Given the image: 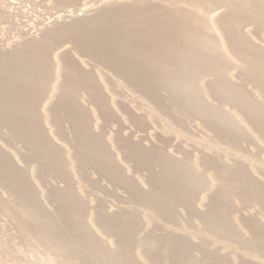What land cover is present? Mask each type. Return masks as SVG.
Wrapping results in <instances>:
<instances>
[{
    "label": "rangeland",
    "instance_id": "374dc122",
    "mask_svg": "<svg viewBox=\"0 0 264 264\" xmlns=\"http://www.w3.org/2000/svg\"><path fill=\"white\" fill-rule=\"evenodd\" d=\"M0 264H264V0H0Z\"/></svg>",
    "mask_w": 264,
    "mask_h": 264
},
{
    "label": "bare ground",
    "instance_id": "6f19581e",
    "mask_svg": "<svg viewBox=\"0 0 264 264\" xmlns=\"http://www.w3.org/2000/svg\"><path fill=\"white\" fill-rule=\"evenodd\" d=\"M105 1V0H104ZM109 0H107V2H108ZM102 4V3H101ZM89 11V10H88Z\"/></svg>",
    "mask_w": 264,
    "mask_h": 264
}]
</instances>
